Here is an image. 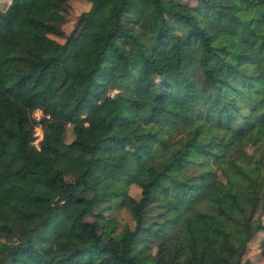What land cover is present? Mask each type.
<instances>
[{
	"label": "trees",
	"instance_id": "16d2710c",
	"mask_svg": "<svg viewBox=\"0 0 264 264\" xmlns=\"http://www.w3.org/2000/svg\"><path fill=\"white\" fill-rule=\"evenodd\" d=\"M70 1L0 8V264H204L207 247L251 264L264 229L250 226L264 211L261 0H89L66 34ZM102 203L135 227L87 220ZM70 226L86 246L66 240Z\"/></svg>",
	"mask_w": 264,
	"mask_h": 264
},
{
	"label": "rangeland",
	"instance_id": "374dc122",
	"mask_svg": "<svg viewBox=\"0 0 264 264\" xmlns=\"http://www.w3.org/2000/svg\"><path fill=\"white\" fill-rule=\"evenodd\" d=\"M184 3H188L192 6L197 5L196 0H181ZM12 0H0V8L6 10ZM92 7V2L89 0H71L70 4L67 6L66 11L63 14V18L59 22L61 28L65 31L66 34H71L73 30L76 28L77 22L79 17L89 11ZM253 17L255 19V23L257 24L258 31L264 34V0L254 8ZM128 26L133 28L136 31H142L144 29L143 25H139L133 22L126 21ZM52 38L59 42H65V37H58L52 35ZM121 45L124 46L126 49L131 48V43L129 42H121ZM115 55L112 49L108 51V60H113ZM117 91H114L115 94ZM43 116L42 111L37 110L34 114V117L37 120H41ZM36 136H38L39 141H42V137L44 135V131L42 126L38 125L36 128ZM74 138L73 127L70 126L67 132V140L70 142ZM36 141V140H35ZM37 142V141H36ZM251 153L253 152V148L250 147L249 150ZM130 194L134 197H140L141 195V188L136 184H131L129 186ZM218 197L216 191H212L209 195V200L214 201ZM107 206V203H102V205L95 210L91 215L87 217V220L94 221L96 217L100 214H104L106 218H116L120 223V228L123 229L125 226H131L132 228L135 227L136 222L133 220L131 212L120 206L118 203L109 209L104 210ZM260 224H264V211L258 213L251 221L250 226L252 229H256ZM120 229V230H121ZM66 240L71 243L76 248H83L89 241L88 232L77 226H70L67 230ZM203 263L204 264H226L219 255L216 254L215 250L212 247H207L204 249L203 252ZM251 261V264H264V229L259 231L253 240L250 243L248 253L244 257V261ZM109 264H120L117 262H109Z\"/></svg>",
	"mask_w": 264,
	"mask_h": 264
},
{
	"label": "built area",
	"instance_id": "2783aa9c",
	"mask_svg": "<svg viewBox=\"0 0 264 264\" xmlns=\"http://www.w3.org/2000/svg\"><path fill=\"white\" fill-rule=\"evenodd\" d=\"M36 136V135H35ZM43 137H44V135H43ZM43 137H42V140H43ZM37 141V142H36ZM36 141L34 142V144H35V146L38 148V149H40V141H39V139H38V136H36Z\"/></svg>",
	"mask_w": 264,
	"mask_h": 264
}]
</instances>
